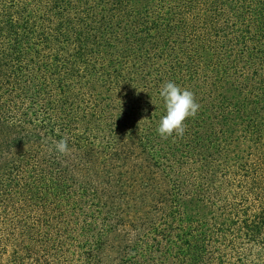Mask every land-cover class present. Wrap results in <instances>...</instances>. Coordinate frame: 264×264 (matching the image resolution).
I'll list each match as a JSON object with an SVG mask.
<instances>
[{
	"label": "trees",
	"instance_id": "obj_1",
	"mask_svg": "<svg viewBox=\"0 0 264 264\" xmlns=\"http://www.w3.org/2000/svg\"><path fill=\"white\" fill-rule=\"evenodd\" d=\"M112 256L264 264V0H0V264Z\"/></svg>",
	"mask_w": 264,
	"mask_h": 264
},
{
	"label": "clouds",
	"instance_id": "obj_2",
	"mask_svg": "<svg viewBox=\"0 0 264 264\" xmlns=\"http://www.w3.org/2000/svg\"><path fill=\"white\" fill-rule=\"evenodd\" d=\"M159 96L163 100L165 114L160 118L157 133L162 138L172 136L173 133L182 136L185 132L184 122L189 117H195L200 108L194 93L169 81L161 86ZM55 150L67 154L70 151L68 138L55 142Z\"/></svg>",
	"mask_w": 264,
	"mask_h": 264
},
{
	"label": "rangeland",
	"instance_id": "obj_3",
	"mask_svg": "<svg viewBox=\"0 0 264 264\" xmlns=\"http://www.w3.org/2000/svg\"><path fill=\"white\" fill-rule=\"evenodd\" d=\"M104 264H117V262L114 259V256H112L110 259H107Z\"/></svg>",
	"mask_w": 264,
	"mask_h": 264
}]
</instances>
